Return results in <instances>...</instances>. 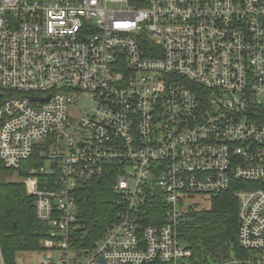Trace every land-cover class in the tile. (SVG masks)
I'll list each match as a JSON object with an SVG mask.
<instances>
[{"label":"built area","instance_id":"obj_1","mask_svg":"<svg viewBox=\"0 0 264 264\" xmlns=\"http://www.w3.org/2000/svg\"><path fill=\"white\" fill-rule=\"evenodd\" d=\"M0 92L40 264H192L193 197L231 189L244 254L201 264H264V0H0ZM110 165L116 217L79 246L80 189Z\"/></svg>","mask_w":264,"mask_h":264},{"label":"trees","instance_id":"obj_2","mask_svg":"<svg viewBox=\"0 0 264 264\" xmlns=\"http://www.w3.org/2000/svg\"><path fill=\"white\" fill-rule=\"evenodd\" d=\"M3 101L4 94L0 92V105ZM32 163L24 162L18 175L27 177ZM113 168L108 166L104 175L83 183L80 189L76 234L79 246H96L116 217L117 172ZM15 172L0 159V244L5 264H18L21 252L39 250L40 241L50 233L48 225L37 216L35 198L28 194L27 185L11 178ZM199 196L206 197L209 206L192 200L182 229V239L193 251L192 264L223 262L244 254L238 241L239 201L234 190ZM152 204L163 210L160 202Z\"/></svg>","mask_w":264,"mask_h":264},{"label":"rangeland","instance_id":"obj_3","mask_svg":"<svg viewBox=\"0 0 264 264\" xmlns=\"http://www.w3.org/2000/svg\"><path fill=\"white\" fill-rule=\"evenodd\" d=\"M88 105H89V100L84 98L83 100H81L79 102L78 106H76V107L79 110H83V109L87 108ZM18 173H19V171H16L15 174L11 178L13 180H16V181H23V179H25V177H20L18 175ZM192 200H193V202L201 204V206H204V207L209 206V202H208L206 197L197 196V197H194ZM0 246H1V244H0ZM85 247H87V246H85ZM90 248H92V247H90ZM42 257H43V255H42V251L40 249L33 251V252L24 251V252H21L18 254L17 263L18 264H40Z\"/></svg>","mask_w":264,"mask_h":264},{"label":"water","instance_id":"obj_4","mask_svg":"<svg viewBox=\"0 0 264 264\" xmlns=\"http://www.w3.org/2000/svg\"><path fill=\"white\" fill-rule=\"evenodd\" d=\"M102 262H105L104 259L101 260Z\"/></svg>","mask_w":264,"mask_h":264}]
</instances>
